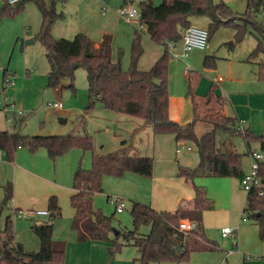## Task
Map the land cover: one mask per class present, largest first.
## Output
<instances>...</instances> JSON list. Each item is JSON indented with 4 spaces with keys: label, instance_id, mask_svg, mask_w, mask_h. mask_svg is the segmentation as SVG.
I'll use <instances>...</instances> for the list:
<instances>
[{
    "label": "trees",
    "instance_id": "16d2710c",
    "mask_svg": "<svg viewBox=\"0 0 264 264\" xmlns=\"http://www.w3.org/2000/svg\"><path fill=\"white\" fill-rule=\"evenodd\" d=\"M0 22L4 17H12L20 12L25 3L33 2L41 13V25L37 35L45 49L48 64L47 87L58 88L62 80H69V89L74 91V74L77 69L86 73L88 102L85 115L100 104L105 110L116 114L142 120L143 126H149L154 135L172 134L176 142H191L198 153L199 163L191 169L178 167L177 176L191 182L194 193L189 208L178 207L174 212L155 211L149 206L134 202L129 210L133 230L114 228L113 217L104 215L94 207V196L102 192L104 176L123 178L133 173L144 178H151L153 159L151 157L129 155L126 149L107 154L93 152V138L90 135L66 134L62 136L22 135L0 132V151L5 160L14 162L16 150L27 149L30 153L40 150L46 152L51 160L65 155L71 150L79 149L91 153V166L76 169L72 179L70 205L74 210L71 227L76 234L77 242H107L110 244L107 253L109 264L124 246H133L137 251L138 264H181L187 262L193 252H211L215 245L205 239L202 227V215L214 209L213 201L207 196L204 187L193 183L196 178H242V159L250 153L240 154L234 151H222L215 140V132L223 130L229 135H241L246 145L255 143L259 152L264 154V134L256 135L249 129L243 131L240 123L230 117L220 115L224 101L214 95L216 86L212 83L202 97L203 112L199 111L194 91V77L188 71L187 97L192 104V121L178 124L168 116V75L170 55L168 43L181 40L183 31L191 25L192 18H209L208 37L221 26H231L235 31V42H240L251 26L240 21H229L231 17H244L262 24L255 16L264 12V0H246L245 12L234 13L227 4H214L217 19L211 12L209 0H161L155 6L152 0H141L138 4L139 23L146 26V33L157 46L162 48L159 58L148 70L138 67L143 49L139 31H135L130 50V62L123 70L119 59L112 61L109 36H104L95 48L92 40L78 33L71 40L55 39L51 35L52 26L63 19L62 13H56V0H22L8 5L2 0ZM45 2L49 3L46 8ZM256 33L257 44L249 54L248 60L264 56V33L251 26ZM264 29V28H263ZM208 57H205L206 65ZM4 85H12L13 75L2 71ZM13 74V73H11ZM256 79L264 84V65L258 63ZM205 110V112H204ZM84 117H81V121ZM197 122L211 126L209 132L201 136L195 133ZM258 176L262 184V195L257 192L246 194L243 213L258 227V236L264 240V162L259 163ZM4 198L0 204V264H64L65 243L52 237L54 222L61 216L60 207L55 196L47 200V222L33 224L31 232L39 242L36 252L26 251L23 245L15 241L14 225L11 216H7L4 226L1 217L4 209L12 199V188L9 184L3 187ZM19 210H13V214ZM182 220L194 222L197 229L193 232H182L178 225ZM142 225L149 227L145 235L138 234ZM116 232V234H114Z\"/></svg>",
    "mask_w": 264,
    "mask_h": 264
},
{
    "label": "rangeland",
    "instance_id": "374dc122",
    "mask_svg": "<svg viewBox=\"0 0 264 264\" xmlns=\"http://www.w3.org/2000/svg\"><path fill=\"white\" fill-rule=\"evenodd\" d=\"M82 1L84 0H56L54 10L56 13H62L63 19L57 21L52 26L51 35L53 38L71 40L77 34L74 31V26L76 24L82 26L85 25L87 26L85 28H90V30L95 32L94 34L97 33L100 36L101 32L106 30L103 26L102 18H99V9L97 10L95 6H92L88 0L80 5ZM110 1L112 6L118 5L119 3L121 4L122 2V0ZM160 2L155 3V6L159 5ZM45 6L48 8L49 3L45 2ZM133 6L138 8V1H136ZM229 6L228 7L231 10L243 13L245 12L246 0H233ZM107 7L108 10H112L110 9V6ZM112 15L114 16L115 14ZM41 19V13L36 4L33 2H27L20 12L12 17H4L0 22V52L5 56L3 58L5 65L3 68H10L7 70L8 74L13 75V77H11L13 82L16 83L17 81V86L15 87L13 95L16 99V103L15 105L10 104L6 107L7 114H14L16 117L24 118L25 120L23 125L20 127L16 125V127L13 128V122L12 119H10V122L6 125L8 131L12 132L14 130H19L23 132L22 134L29 136L86 134L93 138V152H98L101 148L105 150V153L113 152L111 151V147L117 142V139H114L115 136L112 133L114 117L121 115L134 119V121L139 119L105 110L100 104H96L94 108L85 115V107L88 102L87 81L86 73L81 68L77 69L74 74V91L68 88L70 82L67 79L61 81V85L57 88L58 91L46 86L48 64L45 57V49L37 38ZM255 20L261 23L264 28V12L259 15L257 14ZM115 23L116 22L113 24ZM117 23L120 24L117 28L118 33L121 34L123 30L121 29V25L127 27L131 33L127 41L125 39V41H119V47L115 50L116 60L119 59L122 69L126 70L130 62L131 43L135 32H133V30L138 28V26L129 25L118 20ZM208 23L209 18L206 17L192 18L191 20V25L198 29L206 30ZM106 25L109 26L108 24ZM109 28L114 30L111 26H109ZM104 33L110 36L112 35V32L109 31H104ZM139 34L143 53L140 57L141 61L139 60L138 66L142 70H148L150 68L149 62L152 60L150 57H153L152 50L160 51L161 47L150 41V38L145 31H140ZM256 36V31L251 28V26H248L243 39L240 42H235L234 29L231 26H221L208 37L207 49H193L189 53L187 59L180 60L176 59L174 56L181 54L182 41L179 40L175 43L169 42V70H171V73L177 72L175 78L177 81L179 80V87L181 89H186L188 85V79L182 75L184 70L185 72L187 70L190 71V76H197L196 92L197 95L201 97L206 94L212 83L217 84L216 95L224 98L227 101L228 106L231 108L228 96L241 92V89L246 90V88H242L234 80H253L259 87L264 88V84L259 82L255 76V73L258 70V63L262 62L264 65V56L248 60L249 54L256 47ZM29 40L34 41L31 44H26V41ZM231 44L233 47H231ZM205 57H208L206 65L204 63ZM2 69H0V96L3 98L6 96V90L11 85H1ZM217 78H221L222 82L217 83ZM228 78L231 81L228 80ZM169 79L170 77L168 75V80ZM5 98L8 99L9 97ZM52 103H61L62 109L56 110L49 106ZM198 105L199 111L202 114L203 100H199ZM0 113L3 117V113ZM82 116L84 117L83 121H81ZM61 121L65 122L62 123ZM146 127L150 128L149 126ZM210 130L211 126L207 123L197 122L195 124V133L197 136H201ZM155 137L157 140L153 150V153L155 152L154 156L170 157L171 154V172H174V170L177 171L178 164L191 169L198 165V153L191 142H176L175 137L169 133L158 134ZM163 139L172 140V149H170L168 145H164L165 142ZM215 140L219 147H223L224 144L230 143L238 152L244 155L246 153V145L241 135H229L223 130H217L215 132ZM100 144H102V147L99 146ZM177 145L180 148V153L176 154L175 150ZM186 147L191 148V151L187 152ZM251 148L255 150L256 153L261 154V159L264 162V154L259 152L257 145L253 143ZM20 149L21 151L16 150V152H23L27 155H34L37 153H30L25 148ZM126 150L129 155L133 154L131 150ZM45 156L47 161L40 162L25 160L24 166L28 170L36 172L41 178L51 181L50 184L27 174L25 176H19L20 174H18L15 183L13 178V163H0V204L3 202L4 198L3 187L7 184L11 186L12 198L15 199L14 203L10 201L8 206L4 209L1 217V225L4 226L6 217L11 216L15 231V241L21 243L24 249L30 252H36L39 249H34L32 245L35 241L37 242V239L31 232L30 226L47 222L48 216L35 214L33 217L27 219L15 217L13 214L14 207H20L22 209V214L25 213L26 209L30 208H33L34 210H44L45 213H47V199L45 197L48 196V192H56L58 194L56 199L60 207L61 216L54 222L52 237L54 240L62 241L66 244L68 236L72 235L74 237L75 235V232L71 227L73 209L70 205L73 174L78 166L83 169H89L91 166V153L83 152L79 149L71 150L55 160H51L47 154H45ZM243 158H245L246 161H249L247 155ZM38 163L40 165H38L37 168L41 170V172L35 171V169L30 167L31 165ZM161 173L167 174L168 171H161ZM174 176H177V174ZM152 177L144 178L133 173L125 174L123 178L104 176L102 179L103 191L94 196V207L101 210L104 215L113 217L112 223L114 228L133 230V223L129 213L132 205L131 201L140 200L142 202H147L144 198L150 196V181ZM6 178H9L7 179L8 182H6ZM53 180H56L58 185L66 184L67 187L70 186V188L60 186L55 187L52 185ZM186 182L188 186H192L190 181L186 180ZM225 182L227 183L226 188L228 195L236 182L238 193L234 195V201L231 200V197H227L228 195L226 196L225 194ZM193 183L197 186L204 187L207 196L214 203V210L206 212L205 218V226L209 227L210 230H219L222 226L234 229L235 225L237 228L238 224H254L247 218V215L243 213L247 192L242 190L238 178L204 177L194 179ZM170 190L172 189L170 188ZM234 191H236L235 185ZM171 194H173V191H171ZM115 198H120L125 203V208L122 213L115 212L113 204ZM238 205L240 206L239 210L236 209L233 211V207ZM242 218L245 220H241ZM233 221H235V225L232 224ZM148 232L149 227L146 225H142L138 228V234L140 235H145ZM58 238L61 239L58 240ZM74 239L77 241L76 235ZM228 239L231 240L234 238L229 236ZM224 255V249L220 248L219 251L207 256L190 255L189 260L181 264H202L200 261L195 263V257H208L212 260L210 262L207 261L204 264H217L216 262L219 258L223 259ZM85 256L88 255L85 254ZM119 256L122 264H138L137 262H132L133 258L138 256L137 251L133 246H124L116 257ZM92 260L97 262V258ZM107 260L108 258H106L103 264H106ZM220 261L218 264L221 263ZM67 262L74 263L71 258ZM81 264L88 263L84 261L81 262Z\"/></svg>",
    "mask_w": 264,
    "mask_h": 264
},
{
    "label": "crops",
    "instance_id": "0c3cea01",
    "mask_svg": "<svg viewBox=\"0 0 264 264\" xmlns=\"http://www.w3.org/2000/svg\"><path fill=\"white\" fill-rule=\"evenodd\" d=\"M136 1H138V4H139L141 0H122L121 4L119 3L118 5L112 6L110 0H88V2L92 6H95L97 10L99 9L100 11L99 18H102V23L106 30H103L100 36L97 33L94 34L95 32L90 30V28H85L87 26L76 24L74 26V31L77 34L78 33L84 34L87 38L92 40L95 48L102 41L104 36H109L110 47H111V59L112 61H115L116 60L115 50L117 47H119L118 46L119 41L120 40L123 41L124 39L127 41L128 37L131 34L130 30L127 27H123L122 25H121V29L123 30L121 34L117 32V28L118 26H120V24L117 23V20L122 21L118 18L117 12L123 5L133 6L135 5ZM160 1L161 0H152V3L153 5H155V3H159ZM232 1L233 0H213V3L215 4L219 2H224L225 4L229 6L230 3H232ZM85 2L86 0L82 1L80 5H82ZM107 6H110L111 7L110 9L112 10L111 11L108 10ZM232 11H234V13L242 14L241 12H237L235 10H232ZM112 14H115L114 16L116 17V19ZM114 22L116 23L113 24ZM106 24L113 27L114 30H112V28H109V26H107ZM131 25L138 26V28L134 29L133 32L134 31H139V32L146 31L145 25H141V28H140V25H137V24H131ZM71 30L73 31L72 28ZM104 31L112 32V35L111 36L107 35L104 33ZM181 47H182V42H181ZM231 47H233L232 44H231ZM161 53H162L161 48H160V51L152 50L153 57H150L152 58L151 62H149L150 67L159 58ZM4 57H5L4 54L0 52V63H1L0 69H2L5 66L3 62ZM8 69L10 68H7V67L3 68L2 71L8 70ZM176 73H171V70H169L170 79L168 80L169 81L168 82L169 84L168 86V92H169L168 116H169V119L173 122H176L178 124H188L192 121V118H193L192 104H191L190 98L186 96L187 88L181 89L179 87L180 86L179 80L177 81L175 78ZM182 75H184L188 79V70L186 72L184 70L182 72ZM194 78H195L194 79L195 80L194 81V91L196 94V101H199V100H202V97L204 96L201 97L197 95V92H196L197 76ZM228 80L230 79L228 78ZM234 81L238 83V85H240L242 88H246V90L241 89V92L228 96L231 108L228 106L227 101L221 97L224 101V106L220 110V115L236 119L240 123L239 128L242 131L244 129H249L251 132H253L256 135L264 134V88L259 87L253 80L240 81L236 79ZM221 82H222V79L218 83H221ZM1 85L2 86L4 85L3 74L1 77ZM214 85L217 86V84H214ZM16 86H17V81L16 83L12 81V85L6 90L5 97H9L11 99L9 98L7 99L5 97L2 98V96H0V112L3 113V117L1 116V113H0V132L7 131L9 133H18V134L23 133L22 131H19V130L18 131L14 130L12 132L8 131L6 127V125L10 122V119H12L13 128H15L16 125L20 127L25 122L24 118H18L14 114H11V115L7 114L6 107L10 104L15 105L16 103V99L13 96ZM3 90H4V87H3ZM55 90L58 91L57 88H55ZM216 93L217 92L215 89L214 95H216ZM113 124H114V127L112 128V133L115 136L114 139H117V142L111 147L112 149L111 151L116 152L121 149H129L132 151L133 154H136L137 156L151 157L153 159V171H152L153 177L150 181L151 182L150 196H146L144 198L147 202H142L140 200H134L131 202L134 203L138 201L137 203L149 206L155 211L174 212L178 207L189 208L191 206V202L194 196L192 186L190 185L188 186L186 179L179 178L178 176H174L175 174H177L176 170H174V172H171L170 170V167H171L170 163L172 162L171 154H170V157L154 156L155 152L153 153V150L155 148L157 138L155 137L156 135L152 133L151 128H147L146 126H143V122L140 119L137 121H134V119H130V118H127L121 115L114 117ZM22 135H26V134H22ZM163 140L165 142L164 145H168V147L172 149V144H173L172 140H169V139H163ZM99 146L102 147V144H100ZM251 146L252 144L249 146L246 145V149H247L246 153H250V154L248 155L249 161H246L245 158L242 159V174H245L249 171L250 165L252 163L251 155L253 153H256V151L253 150ZM219 149L222 151L238 152L234 148V146L231 145L230 143L224 144L223 147H219ZM18 151H21V149H18ZM104 151L105 150L101 148L98 152H94V153L95 154L111 153V152L105 153ZM186 151L190 152L191 148L190 150L186 149ZM44 153L46 154V152L44 151H38L34 155H29V154L27 155L26 153H23V152L21 153L16 152L15 161L13 162V165H14L13 178L15 180V183H16L18 174H20L19 176H25L26 174L31 175L35 178L45 181L46 183H49V184L51 183V181L45 178H41L40 176H38L36 172L28 170L24 166L25 160H33V161H40V162L47 161ZM175 153L177 154L180 152H175ZM4 162H7V161L5 160L3 153L0 151V163L4 164ZM38 165L40 164L39 163L33 164L30 167L35 169V171L41 172V170L37 168ZM180 166L181 165L179 164L177 165V170H178V167ZM181 167H186V166L182 165ZM161 171H164V172L168 171V173L162 174ZM7 179L9 178H6V182H8ZM226 184L227 183L225 182V194L227 196L228 191L226 188ZM52 185L55 187H59V186L67 187L66 184L58 185L56 180H53ZM234 185H235L236 191H234ZM234 185L231 188V192L227 196V197H231L232 201H234V195L238 193L236 182L234 183ZM67 188H70V186H68ZM170 188L172 190H170ZM171 191H173V194H171ZM71 192L72 194L74 192L72 188H71ZM47 195L48 196L45 197L47 200L51 196L58 197V194L56 192H48ZM14 200L15 199L12 198L11 202L14 203ZM239 207H240L239 205L234 206L233 211H235L236 209L239 210ZM14 209L22 211V209L17 206H15ZM25 211L38 212L39 215L43 214L44 216H47V213H45L44 210H34L33 208H30V209H26ZM206 212L208 211H205L202 215V227L204 231V236L208 242H211L215 245L216 249L211 252H193L191 254L192 256L193 255L207 256L209 254H213L219 251L221 248V249H224L225 255L223 259L219 258V260L216 262L217 264L219 263L220 260H221L220 264H264V240L259 239L258 227L255 224H251V225L250 224L248 225L238 224L236 228V225L234 224V222L236 221L235 219V221H233L232 224L235 225L236 229L234 228V230L236 231V236L234 239L230 240L228 239V237L221 236V230L223 228H226V226L220 227L219 230L216 229L217 231L215 229L210 230L209 227L205 226ZM73 215H74V210H73ZM241 220H243V218ZM74 237L72 235H69L66 240L64 264H81V262H84V261L88 264H103L106 258H108L107 249L110 246L109 243L92 242V241H86L84 243H80V242L75 241ZM60 239L61 238H58V240ZM32 245L34 249H38L39 248L38 240L37 242L35 241V243H32ZM85 254L88 256H85ZM70 258L74 261V263L67 262L70 260ZM94 258H97V262H94L92 260ZM136 259L137 257H134L132 262L135 263ZM211 260L212 259L208 257H195L194 259L195 263L200 261L202 264L206 263L207 261L210 262ZM109 264H122L120 256L115 257L114 260H112Z\"/></svg>",
    "mask_w": 264,
    "mask_h": 264
},
{
    "label": "built area",
    "instance_id": "2783aa9c",
    "mask_svg": "<svg viewBox=\"0 0 264 264\" xmlns=\"http://www.w3.org/2000/svg\"><path fill=\"white\" fill-rule=\"evenodd\" d=\"M22 0H6V3L8 5H14ZM2 0H0V4H2ZM118 18L122 20L123 22L127 24H137L141 25L139 23L140 19V12L139 9L132 5H123L118 10ZM182 41V52L178 56H174L176 59H187L189 57V53L193 49H199L204 50L208 48V32L204 29H198L193 25H190L187 27L181 37ZM168 48H170L168 46ZM221 78H217L216 82H220ZM49 106L53 107L56 110L62 109L61 103H52ZM181 146V145H180ZM187 150H190L189 147H186ZM176 152H180V148L177 147ZM252 157V163L250 165L249 171L242 175V178L240 179V186L243 191L249 193V192H257L259 196L262 195V184L258 176V169H259V163L262 161L261 154L259 153H253L251 155ZM115 212L122 213L125 208V203L120 198H115L113 201ZM39 214L38 212H31V211H25L24 214H22V211H18L15 213V217H21V218H29L33 217L34 215ZM243 220H245L243 218ZM178 229L182 232H193L197 229V226L194 222H191L189 220H182L179 225ZM221 236L222 237H233L236 236V231L232 228H223L221 230Z\"/></svg>",
    "mask_w": 264,
    "mask_h": 264
},
{
    "label": "water",
    "instance_id": "95a60500",
    "mask_svg": "<svg viewBox=\"0 0 264 264\" xmlns=\"http://www.w3.org/2000/svg\"><path fill=\"white\" fill-rule=\"evenodd\" d=\"M209 3H210V7H211V12H212L213 16L217 19L216 14H215V10H214L213 0H209ZM235 20L240 21L242 23H247V24H249L251 26H254L255 28L259 29L260 31H262L264 33V29L261 28L258 24H256L253 21H250V20H248V19H246L244 17H241V16L231 17L226 22L235 21ZM31 43H33V40L26 41V44H31ZM61 122L64 123L65 121H61ZM114 234H116V232Z\"/></svg>",
    "mask_w": 264,
    "mask_h": 264
}]
</instances>
